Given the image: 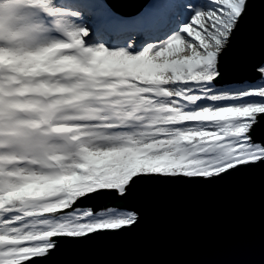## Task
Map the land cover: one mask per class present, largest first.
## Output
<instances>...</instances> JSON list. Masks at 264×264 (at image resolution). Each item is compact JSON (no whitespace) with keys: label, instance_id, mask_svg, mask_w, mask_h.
<instances>
[{"label":"snow or ice","instance_id":"1","mask_svg":"<svg viewBox=\"0 0 264 264\" xmlns=\"http://www.w3.org/2000/svg\"><path fill=\"white\" fill-rule=\"evenodd\" d=\"M247 182L264 206V0H0V264H87L146 193Z\"/></svg>","mask_w":264,"mask_h":264},{"label":"water","instance_id":"2","mask_svg":"<svg viewBox=\"0 0 264 264\" xmlns=\"http://www.w3.org/2000/svg\"><path fill=\"white\" fill-rule=\"evenodd\" d=\"M139 0H117L128 7ZM242 50L236 60L244 68ZM143 233L85 250L87 264H232L258 249L264 206L258 182L209 190L146 193Z\"/></svg>","mask_w":264,"mask_h":264},{"label":"bare ground","instance_id":"3","mask_svg":"<svg viewBox=\"0 0 264 264\" xmlns=\"http://www.w3.org/2000/svg\"><path fill=\"white\" fill-rule=\"evenodd\" d=\"M110 39V38H109Z\"/></svg>","mask_w":264,"mask_h":264}]
</instances>
